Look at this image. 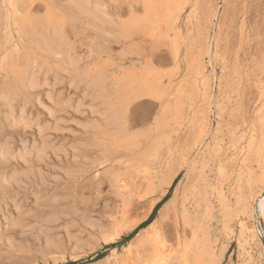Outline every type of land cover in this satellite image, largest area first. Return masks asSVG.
<instances>
[{"label": "rangeland", "instance_id": "rangeland-1", "mask_svg": "<svg viewBox=\"0 0 264 264\" xmlns=\"http://www.w3.org/2000/svg\"><path fill=\"white\" fill-rule=\"evenodd\" d=\"M42 1L44 2L45 0H37V1H35L33 3V6H31L30 9H29V10H31V11H29V14H28V12H24L23 13L22 10H21L20 12L18 11V13H14L15 15H13V11H12L11 7H10V10L8 12H6V11H7L8 7H9V6H7V5H9L8 2L10 3V5H12L14 7L16 5V0H14V1L13 0H4V1L1 0L0 1L1 4L3 2L5 3V5H4V3L2 4L4 6H3L2 10H1V12L3 13L2 15L4 17L3 21L5 22V16H7V15L9 16V19L7 21L9 28L6 29V28L3 27V28H1L2 31L0 32V37H1L0 40L2 42V46L3 47L7 46L8 52L13 51L14 50V42L13 41L15 40V37L14 36L16 35L15 27H14V26H16L15 24L17 22L19 23L20 20H21V18H23L25 16V14H27L28 16H30L32 18L42 17L44 15L45 11H46V8H47L46 6H48L47 10L48 9L51 10V11L54 10V11H56L55 14H61V13H64V12H68V13L70 12L72 14L73 20H72L71 17H69V18L73 22L71 20H69L70 22L67 21V24H68V22L70 24H68V25L66 24L65 31H66V35L69 36L68 37L69 40L71 38H73V36L74 37H77V39H75V41L78 40L77 43L74 41V39L71 40V41H74L76 43V46L78 47L80 53L81 54L83 53L82 54L83 56L85 55L83 57L84 58L83 59V62L84 63H87V60H88V64L90 63L94 67L95 66H98L99 69H102L103 68L102 65H103L104 68L102 69V71L107 67V69L104 72L107 75H109V76L110 75H115V74L116 75H118V74L119 75L124 74L128 70L130 71V68L131 67H132L131 70L132 71L133 70H136V72L138 70L143 71V69H145L143 67H151V66H152L153 69L155 68L162 75H167L169 72H173V74H172V75H174L173 76V79L174 78L175 79L174 80L172 79L173 81H172V83L170 85L171 87L170 86H169L170 88L168 87V91L171 92V93H174L175 90H176V88L179 87V85L180 86H183L184 91H185V97L182 98V101H181V104H180V108H179V110L181 111V113L179 112V115L181 116L183 114L185 116V119H184L183 115L181 117L182 120L181 119H179V120L177 119L176 120L178 122L173 121V120L170 121L168 118L166 119L167 126L169 125L168 126L169 128L171 126H173V127H171L172 130H170V129L168 130L167 126L164 128V130L167 132V134L169 133L168 135L171 138V144L172 145L170 144L169 149H167L168 151L165 150L166 151V152H164L165 154L163 153L164 157H161L160 164H158L155 169L158 168V171H160V172L162 171L163 174H167V173L173 174L174 173V175H173V181H172V185H171V187L172 186L173 187H172V189L169 188L168 193L166 194V199H165V197L163 199H165V201H167L168 199H171L173 197V193H174L175 187H177V191H178L177 192V194H178L177 196L178 197H176L177 204L179 205L178 202L180 201L181 198L183 200L185 198V205L187 206L186 208L189 211V213L193 214L192 211H191V209L193 207L196 208V210H195V208H193L195 210V211L194 210L193 211L194 212H197L198 210L199 211L200 210H203L201 207L200 208L197 207V205L200 202L201 203H204V204H201L200 203L201 205H206V203H207V202H203L201 199H198L199 201H197V202L195 201L196 203L193 200L194 198L192 196L194 194L193 193L194 188L195 187L196 188H198V187L201 188L202 190H204V192H206V194H205L206 201H207V199L209 200V202H208V205L209 206L208 207L211 208V209L213 208V211H214V212H211V220H213V221H210V223H208L209 226L211 225L210 226V231L213 234V236H215V237L218 236V241H219L218 248L221 246V248H219V249H222V248L224 249V252H223V256L224 257L221 258L220 264H244V263L245 264H249V263L250 264H259V262H260V264H264V233H263V224H262L259 216L256 213L254 214L255 216H253V219H248L249 214L248 215H243L242 214V215H239V217L237 218L238 210H237V207H236V205H237L236 202L237 201L235 200V199H237L236 198L237 197L236 194L237 195L239 194L240 195V199H241L242 202H244V204L246 202H247L246 204H248V202L250 204V202H251V204L253 206L254 199L256 198V196L258 195V193L260 192L262 195H264V180H262V178H263L264 175L261 174V173L264 172L263 171L264 170L263 169L264 168V165H263L264 164V155H263L264 151H262V150H264V141H262V140H264V133H263L264 129L262 130V128H260L261 127V124H260V119H259L262 116H264V114L263 115L260 114V113H264V111H263L264 108H262V107H264V104L262 103V101L264 100V96H261L260 95V93H263L262 95H264V87H263L264 86V0H178V4H179V2L181 4H183L184 6H182V7L184 9L181 10L182 13H180L181 15L179 14L178 15V18H177L178 19L177 20L178 29L172 31L173 32V35H174V32H175V35L174 36L172 35V33L170 31V33H168V36H165V38L162 37V38H159L158 40H155L152 37H149L147 35L145 36L142 33H136L133 36V38H135V39L132 38V40L129 41V42H124V41L123 42H120L121 44L118 43V42H116L115 33H114L113 28L116 27V24H118V22L123 21V20L129 18L130 14L135 15V16H141L142 9H141V7H140L139 4L135 3V0H103V1L102 0H99L98 2L97 1L95 2V0H93L94 2L92 0H90L91 4H95L96 3L97 8H98V6L101 7V8H98V13L101 14V16H102V14H106V12L108 13L106 16L103 15L104 17L102 16L101 19L99 18V14H98L97 17L100 19L98 22L96 20H94V22H93V20L91 18L92 16H89L91 19L88 20L89 17H86V14H85V17H84V14H80L79 15L78 12L74 9V6H73L74 4H70L71 2L73 3V0L72 1L71 0H61V1L60 0H49L51 2L52 1H54V2H52V3L50 2V4H48L49 1L44 2L43 3L44 5H45V3L47 4V5H45V7H44V5H42ZM55 1H57V2H55ZM58 1H59V3H58ZM77 1H79V0H75V2H77ZM36 3H38V4H36ZM39 3H40V5H39ZM60 3H62V4H60ZM66 3H67V5H66ZM103 3H105L106 5H104ZM184 3H188V4H184ZM1 4H0V6H2ZM53 4H54V6H53ZM55 4H58V5H56L57 7L55 6ZM49 5L50 6H53V7L51 8ZM59 5H61V6H59ZM101 5H104V6H101ZM5 6H7V8ZM36 6L38 8H36ZM186 6H188V7H186ZM70 7L72 9L70 11H68ZM4 8H6V9H4ZM57 8H59V9H57ZM61 8H63V9H61ZM103 8H105V9H103ZM60 9L62 10L61 13H60V11H61ZM73 9H74V11H75L76 14L74 13ZM100 10H101V12H100ZM38 11H39V13H38ZM52 13H54V12H52ZM39 14H42V15L40 16ZM82 16H83V18H82ZM108 18H109V21H107ZM103 19H106V20H103ZM110 19H112V21H110ZM13 20L16 23L13 22ZM78 20H80V21H78ZM83 20L85 21L86 24L84 23ZM75 21H76L77 24L74 23ZM77 21L78 22H81V23L83 22V25L81 23H78ZM100 21H101V24H102L101 26L102 27H100ZM73 23H74V25H73ZM96 23L99 24V27H98V24H96ZM90 24L92 25L91 27L94 28V30H92V28L90 27ZM95 24L97 25V27H95L96 26ZM75 25H76V27H75ZM84 25H86L87 27H85ZM77 26L78 27H81V28H82V26H84L82 29H84V28L86 29L87 28V31L85 29L84 30H81L79 28V32H80L79 33V32H77L78 31V27ZM74 27L76 29H73ZM88 27H90L91 29H89ZM107 27H113V28L111 29V28H107ZM69 28H71L72 30L69 29ZM95 28L102 29L103 31L102 30L99 31V29H95ZM5 29L9 33L6 32ZM66 29L67 30L69 29L68 32H67ZM110 29L112 30V32H111ZM73 30H74L75 33L73 32ZM96 30L99 31V33L97 32L98 34L95 33ZM100 32H101L102 35L100 34ZM68 33L71 34V35L73 34V36L71 37V35H69ZM109 33L112 35V38H111V35ZM112 33H114V37H113V34ZM78 34H80V36ZM96 34L99 37L98 36L96 37L95 36ZM76 35H78L79 37L76 36ZM211 35H212V37H211ZM10 36L13 37V40L10 39ZM107 36L109 37V39L106 38ZM91 37H92L93 40L90 39ZM167 37H169V38H167ZM88 38L90 40H92V41L91 42L90 41L88 42V40H89ZM103 38L104 39H107V40H105V42H102V41H104ZM169 39H170V41L172 39H174L176 41V43L179 42V44H178L179 45L178 52H179L180 60L178 58L179 62H178V64H176L177 66L176 65H171V64H174V61H173V58H172V48L170 47ZM180 39H181V41H180ZM184 39H185V41H184ZM4 40L5 41L7 40L6 41V44L3 43V42H5ZM112 40H113V42H112ZM97 42H99V43H97ZM79 43H80V45H79ZM100 43H103V44H100ZM115 44H116V46H115ZM117 45H119V46H117ZM207 45L210 46L209 47V51H208L210 54L207 52V48H208ZM97 46H99V47L97 48ZM122 46H123V48H122ZM124 46L125 47L126 46H129L130 48L127 49V48H124ZM11 47H12L13 50L11 49ZM91 47L92 48H95L96 47V48L93 49V51H92L91 50L92 49ZM101 47H103V48H101ZM214 47L216 48V50H214L215 49ZM212 48H213V51H212ZM103 49L105 50V52L107 54L104 53V50ZM126 49H127L128 52H130V51L131 52L130 53H126V51H125ZM123 53H125V54H123ZM205 55H207V56H205ZM209 55H210L211 58L208 57ZM203 56H205V57H203ZM100 57H101L102 60L101 59L99 60ZM199 59H200V61H199ZM204 59H205V61H204ZM98 60H99V62H97ZM101 61H104L105 63H109V64H106L109 67L106 66L105 63L104 62H101ZM109 61L112 63L111 66L113 64H115V63L116 64L119 63L117 65L118 66V70H117V68H115V67H117V66H115L116 64L114 65V67L112 66L110 68V62ZM198 61H199V63H198ZM94 62H95V65H94ZM100 62L101 63H104V64L101 65ZM182 64L184 66H182ZM198 65L202 66L201 69H200V66H198ZM119 66H120V68H119ZM212 66H213V68H212ZM175 67H178L179 68L178 69L179 72L176 75H175L176 69H173ZM114 68L118 71V73H116L117 71ZM110 69H111V71H110ZM202 69H204V70L206 69V70L204 71ZM1 70H0V72H1L0 73V80H1L2 83L0 82V85H2V87L0 86V88L2 89L3 88V84L5 83L6 77H5V72L4 71H1ZM112 70H114V71H112ZM120 70L123 73H121ZM162 70H164V72H162ZM196 71H198V72H196ZM199 71L201 73L203 71V77H202L203 80H202L201 77L198 76V73H200ZM211 72H213L214 74L211 73ZM139 73H141V72L138 71V74ZM185 73H186V75H185ZM187 73H189L190 75L187 74ZM1 75H3L5 78H3V76H1ZM185 76H188V77H185ZM182 77H183V79H182ZM186 79L189 80V82ZM198 79H200V80H198ZM192 80H193V82H191ZM196 81L198 82V84H197ZM202 81H204V82L202 83ZM207 81L208 82L210 81V83L208 84ZM166 83H167V79L164 78V80H163L164 86H165ZM190 83L191 84H194V86L197 85V87L195 86V88L193 89L192 87H194V86H192ZM204 83H205V85H203ZM207 84H208V86H207ZM66 86H68V85H66V84L65 85H62V86H59L56 89V92L58 91L59 93H60V91H63L62 92L63 93L62 94L63 97H61L62 99L60 101V104L63 107L62 109L65 111V112H63V110L61 111V112H63V114H61V112H60L59 114L56 115L57 117L55 116V118H51V117L49 118L48 112L45 115L47 109L50 108V105H48V104H50V103H48L49 101L48 102H45V101L48 100L47 97H45V93H46V96H47L48 93H49V88H47V91H48L47 92L45 87H43L42 89H40V92L38 94L39 95V98H42V99L40 100L38 98V95L36 96L37 99L40 100V102L43 105V107L38 106L36 108V106L33 105L32 108H31V106H29L28 107V110L30 112L29 111L28 112L32 116V126H34L36 124V120H37L36 119V120L33 121V119L35 117L37 118L38 116H41L37 120L38 123L41 124V126H45L47 124L52 129L54 127L55 120H62V119H63V121L65 120L63 122V124H65L63 127H65V128L63 130L68 131L67 133L62 130L63 132L62 131L61 132H57V133L54 132L55 133L54 134L53 131L50 130L51 133H50V131H49V133L46 132L44 134V136L46 134L47 135L48 134H51L54 137L52 138V136L48 135V136L51 137V139H50L46 135L44 138H45L46 141H48V143H50L52 140H54V142H55V139H56L57 142H55V144H54L53 141H52L53 143L51 142L50 144L51 145L53 144L54 146H57V144H58L57 147H60L61 144H62V147H63V145L65 143L64 147L66 146V149H67V146H69V145H71V146H69L70 148L71 147L74 148V146H72L73 144L75 146H77V145L82 144L85 141L87 142V140H83V138L85 139V136L83 134H80V131H74V130H79L80 126H83V124H84V123H82V121L86 123V121H88L90 119V117L87 116V115H85L86 114V112H85L86 109L84 111V109L82 108L83 110L81 109L80 112H76L74 109H72V108L75 107L77 101L82 97L83 92L82 91H78L76 93L74 91L75 92L74 93L73 92V89L67 87L69 90L71 89L69 91L66 88ZM258 87H259V90H258ZM1 89H0V91H1ZM43 89H45L46 92H44ZM194 91H195V93H194ZM58 92H57V94H58ZM72 92L74 93V95H72L73 94ZM42 94H44V95H42ZM69 94L71 96H74V99H72L73 97H70L71 99L70 98L68 99V97L70 96ZM79 94H81V97H80ZM75 95H76V97H75ZM44 97H45L46 100L44 99ZM190 97H192V98H190ZM203 97H204V99H203ZM208 98H210L211 100L210 99H209L210 101L207 100ZM68 100H70L71 102H72V100L75 101V102L73 101L71 103L72 106H73V103H74V106L69 109L70 111L67 108H65V106L71 105V104H68V102L70 103V101H68ZM183 104H184V106H182ZM207 104H208V106H206ZM209 104H210V106H209ZM0 106H1V104H0ZM44 106H46V107L44 108ZM199 107H201V109ZM40 108H44L43 110H45V109L46 110L43 111ZM130 108L131 109H129L128 117H127V123L130 122L129 125H128L129 127L127 126L128 130H129V128H131L130 130L132 131V130H137L138 128L139 129L140 128H143L144 129L145 127H146V129H148V128H151V126L154 125V122H155L154 119H156L157 114L159 112L158 111L159 105L157 104L156 101L150 100V99H142V100H140L138 102L133 103ZM216 108L218 109L219 112L216 111L217 110ZM220 108H222L221 109L222 111H220ZM66 109H67V111H66ZM191 111H192V113H191ZM257 112H258V114H257ZM186 113H187V115H186ZM195 113L197 115H201V114L202 115H206L207 114L209 118L207 119V122H205V123H209V124L206 125L207 127L204 128L208 134H206V136H205L206 138H203L204 139V142H201L200 143L203 147L199 144L200 147L198 146L199 147L198 150L194 152V149L196 148L195 141L198 140V138L196 139V137L198 135L197 132L199 131L198 124L200 125V123H203V121H204V120H200L199 119L197 121V123H198L197 126H195L196 123L190 121L191 120L190 119L191 116L193 114H195ZM4 114H5V109H3V107L1 106L0 107V119H1L2 122H0V125H1L0 126L1 127V129H0V133L1 134L0 135L3 137V139L6 138L9 135L7 137L8 139L6 138L9 141H10V139L15 138L14 139L15 141L14 140H11L10 142L7 141L6 139H5L6 141L3 140L4 143L7 142L8 144L7 143L6 144L7 145H10L11 147H12V145H14L13 146V152H16L17 151L16 154L19 153V151L22 152V150L20 148H22V144H25V143H26V146L29 148V150H27V151H31L30 150V147L32 148V146L30 144L32 143V140L33 139H34L33 140L34 143L37 146L39 145L38 147H40L41 139L37 135L38 132H37V134L35 133L37 131L36 125H35V128H33L32 126L30 128L28 127L29 130L31 129L34 133L31 130H30L31 131L30 132L27 128H26L27 130L25 129L23 131V130L17 128V127H16V129L12 127V130H11L10 129L11 128L10 127V124L8 125V123H5L6 120L5 121L2 120V118H5L4 117L5 116ZM214 115H216V117ZM217 116H220V117L215 120L214 118H217ZM49 119H50V121L53 119L51 121V123H50ZM153 120H154V122H153ZM46 121L47 122L49 121L50 125H49V123H46ZM33 122H35V124ZM256 122L258 124H260L259 125L260 127H258V124ZM4 123H5V125H4ZM77 123H79V124L82 123L81 125L78 124L77 127H79V128L75 127V124L77 125ZM151 124H153V125H151ZM2 126L3 127L6 126L5 129H2ZM8 126L10 128H7ZM209 126H210V128H209ZM35 129H36V131H35ZM69 129H71L72 132L73 131L76 132V133L78 132L77 133L78 135L75 133L77 136L75 134H73L71 136L72 133H71V131ZM173 129L175 130V132H173L174 131ZM178 129L181 132H179ZM261 131H262L263 134L261 133ZM3 132H5L6 135L4 133V136H3ZM7 132H8V134H7ZM21 132L22 133L24 132V133L22 134ZM176 132H177V135H176ZM247 132L250 133V134H252V136H253V138L255 140H254L253 145H252V147H251V149L249 151V154L247 153L245 155H241L240 153L237 152L238 150L236 149V147H237V138H238V141H239V136H242V134H245L246 136L244 138L247 141L248 138H249V136H250V134H248ZM171 133H174V136ZM214 133L217 134V137L216 138L219 139V141L217 142V145H218V149L217 150H218V152L216 153L217 155L215 154L216 156L213 155L211 157H207L206 158L210 163L209 164L207 163V166L205 167L206 170H204V173L202 175L203 176L202 177L203 180L200 179L201 180V182H200V180L199 181L197 180V179H199L198 176H197L198 175V170H197L198 166H197V164L193 165V167L191 165L193 164V162H195L197 160V158L201 154H203L205 151H207L206 150L207 144L209 142H211L210 136H212ZM261 134H262V136H261ZM74 135H75V138L73 137ZM171 135L173 137H171ZM37 136H38L39 139H37ZM79 136H82V137H79ZM2 137H0V140H1L0 142H2V143H0V145L4 144L3 141H2ZM10 137H12V138H10ZM67 137H68V140L66 139ZM246 137H247V139H246ZM26 138H27V140H26ZM44 138H43V140H44ZM62 138H64V139H62ZM80 138H82V139H80ZM77 139H79L78 142L76 141ZM22 140H23V142H21ZM64 140H67V142H69V143L65 142ZM260 140H261V142L259 143ZM12 141H13V143H12ZM30 141H31V143H30ZM39 141H40V143H39ZM63 141H64V143H62ZM80 141H83V142H80ZM14 142H15V144H14ZM50 144H49V146H51ZM245 144L246 143H241L240 145L241 146H245ZM255 144H257L258 146L257 145L255 146ZM240 145H238V146H240ZM54 146H53V148H54L53 150H56L57 148L54 147ZM86 146L89 147L88 144H86ZM241 146H240V148H241ZM64 147H63L64 151H68V149H70V148H68L66 150ZM191 147H193L192 150H191ZM72 148L68 151V153L66 152V154L69 156L67 158V160H68L69 163L66 162L67 164H64L65 163V161H64L65 159H64V155H61L62 153L60 155L58 154V156L56 154H54V153H53L54 155L53 154L52 155L51 154H49V155L47 154L48 157H46V158H48L49 160H47V159L46 160L48 162H46L44 160L45 163L43 161L42 164L41 163L40 164H33L32 165V168H33V166L34 167H37V169L38 168H41L40 171L38 169V171L40 172V176H41L40 180L39 179H35L37 183L35 182V180L33 178L30 179L31 181L28 180L30 182L26 181L27 186H26L25 183H24L25 184L24 185L23 182H22L21 184H23V186H26V187L21 188L22 185H19V187L21 189L19 187H17V189H19V190H17V193L14 192V190L16 191V189H15L16 187L15 186H12L14 188H12L10 186L13 190L12 189H9L10 188L9 187L8 188L9 191H8V189L2 190L4 184H1L0 185V194L3 193L2 195H4V193H5V196H2L1 195L2 197H0L1 202H3L4 204L3 203H0V204H1V207H2V205H5V206H6V204L8 205L7 208L6 207L4 208V206H3L2 207V210H5L6 209L5 211H7L8 214L11 213V215H12V216L10 215L11 218L16 219V215H17L16 213L17 212H14V211H16V209L14 210V202L20 201V202H17L16 204L19 205V203H20V205L21 204H24L25 206H27V207H25V206L21 205L22 206L21 211H23L24 214H28V212H29V215L31 216L30 218H32L33 217L32 214L34 213V210H36L35 211L36 213H34V215L36 217H38L37 218L38 220L40 219V221H38V220L35 221L34 224L32 222H29V221L27 222L26 221L27 224H25L22 227V228H24V231H26V229L28 227L29 228L33 227V228H31L32 231H31V229H28V232L26 231L25 233L22 230V228L18 229L19 227H14V228L10 227L9 226L10 224L7 225V222L6 221H4V223L7 225V227H5L6 225L2 222L3 220L0 219V222H1L0 223V231L2 230L1 227H4V229L6 228L5 230L3 229V231H1V233H0L2 235V239L0 237V239L2 241V242L0 241V243H2V244H0V252L3 251L1 253H3V255L6 257V259H2V258H4V256L0 253V264H98V263L100 264L101 263V260L103 261L105 258H107L111 254V250L112 249L115 250L116 252H120L121 249L130 240H132L133 237L137 234V233L136 234H133L134 232H132V233H130V234L122 237L115 244H111V245H108V246H102L101 245L100 246L101 248L98 247L97 249H94L92 252H88V254L86 256L82 255V256H80L81 258L78 257V259L76 261L71 260L69 258L70 257V253L73 250L71 248L72 247L74 248V246H73V244H74V241L73 240L74 239L72 240V238H74L75 236H80L79 235V232H81V231H83V233H85L84 236H82L83 235V234H81L82 232L80 233L81 234L80 237L81 238L83 237L82 238V241H84L85 239L87 240L88 237H89V235H90V230L87 229V228H86V230H84V229L82 230L83 227L81 228L80 223H78V224L76 223L77 224L76 227L79 228V229H77L75 226H73V225H76L75 223H70L69 222L72 219V218H70V214L73 215V216H75L76 213H77V215H79V217L76 215L74 218L78 217L77 219H79V220L81 218V215H83L82 218H83V220L85 219V221H87L86 218L89 217L88 219H90V220H88V221H90V222H92V220H93V223H95L97 221L96 224L97 223L98 224L99 223L100 224L101 223L103 224L104 222H105L104 224H106V221L108 220V217H107L108 214L109 213L111 214L114 211L115 207L118 205L117 204L118 203V199H117L116 194L114 193V189H113V191H112V189L109 190V188L112 187V184L110 182L111 178H109V173L107 175V172L112 167H114V168L115 167H120V168L123 167V165H121V166H118V165H120V163L125 160V159H121L122 157H120V158L118 157V158H115L116 160L114 159L115 161L114 160L111 161V163L110 162L103 163L106 166L103 165V164L100 165L98 163H96V165L94 163V165L91 166L90 165V162H89L88 168L90 170L87 171V169H88L87 168L86 171H84V173H82V175L81 174L80 175H77L76 177H74L75 179L74 178L71 179V182H70V179H66L65 177H63L61 175H63L64 174V171H66L67 169H69L71 167L70 166V162L72 160V156H70V155L73 154ZM85 148L86 147H84V149ZM84 149L82 147V149L80 151V148H78L77 149L78 150L77 152L79 154L84 153V155L86 153V155L91 156V157H93V156L96 155V152L97 151H91V149L95 150L94 148H91V149L89 148L90 150L88 148H86L88 152L86 150H84ZM170 149H173V150H170ZM83 150H84V152H82ZM75 152H76V150H75ZM92 152L95 153L93 156H92V154H93ZM168 152L170 154H168ZM47 153H52V152H50V151L48 152L47 151ZM190 153L193 154V155H191ZM194 153L196 155H194ZM257 154L260 155L259 160L256 159L257 156H258ZM0 156H1V159H0V161H1L0 162V171L3 168L2 171L0 172L2 174V175L0 174V176H1L0 177V183L2 182V177L4 175L7 176V174L9 175L10 172L16 171L17 174L18 173L20 174V172L24 171L26 169V167H27V170H29V168H28L27 165H25L23 163H22L23 164L22 165L21 163L18 162V159L19 158L16 157V155L15 156L14 155L13 156L10 155L11 157H9V155H7L8 158H10V160L7 157H5V155H4V157H3V155H0ZM50 156H53V157H50ZM55 156H57V158L60 156V158L62 159L61 160L59 158V160L61 161V162H59V164L56 163V159H54ZM15 157L17 158V160L15 159ZM33 157L34 156H33V153H32V158ZM70 158H71V160H70ZM191 158H193V159H191ZM2 159L4 161L8 159L9 161L7 160L5 162H10V164L6 163L8 165L5 166V162ZM33 159L35 161V158H33ZM33 159H32V161H33ZM11 160H14V161H11ZM118 160H120V161H118ZM49 161H51V162H49ZM191 161H192V163H191ZM57 162H58V159H57ZM60 163H62V164H60ZM112 163H113V165H111ZM183 163H184L185 166L183 165ZM186 163H187V165H186ZM15 164H17L20 169ZM44 164L45 165L47 164V166L50 165L49 167H51V169L50 170L49 169L48 170L45 169V165ZM68 164H69V166H67ZM54 165L57 166V169H56L57 171L56 172L54 171V169L56 167ZM58 165L59 166L61 165L60 169L58 168L59 167ZM63 165L65 166V168H64ZM211 165L213 166L212 168H211ZM259 165H262V166H259ZM8 166H9L10 169L8 168ZM13 166H14V168H13ZM24 166H26V167H24ZM66 166L69 167V168H66ZM107 166L108 167H111V168L109 169ZM162 166H163V168H162ZM62 167H63V170H62L63 172L61 174V173L58 172V170L60 171L62 169ZM90 167L91 168H94L95 170H92ZM260 167H263V168H260ZM180 168H182V169H180ZM219 168L223 171V176L222 177L219 175V172H218ZM34 169H35V171H37L36 168H34ZM106 169H107V171H105ZM164 169H166V170H164ZM209 169H211V170H209ZM19 170H21V171H19ZM27 170H25L24 172L27 173L28 172ZM41 170H43V171H41ZM50 171H52V172H50ZM97 171H99V172L101 171V173L98 172L99 174H96ZM42 172H45V174L48 173L46 175L43 173L45 177L48 175L47 176L48 177V180H49L50 176L54 173L55 175L53 174V176H55V177H52V178H57L59 176L57 178L59 181L57 179H55L54 181H56L57 183L56 182H53V180H50L49 182L47 181L48 182L47 183L45 181L47 179H43L45 177L43 176ZM87 172H90L89 173L90 175L88 174V177H87V174L85 175V173H87ZM3 173H4V175H3ZM102 174H105V175H102ZM21 175H23V174H21ZM82 176H83V178H82ZM92 176H94V177H92ZM60 177L62 178L61 180L59 179ZM89 178H90V180H88ZM95 178H97V180ZM98 179L99 180L102 179V181H99ZM32 180L35 182V186L39 185L41 189L44 186L45 192H44V190H39V189L37 190L36 189L35 192H33L35 195H33L31 193V191H34L33 190V188H34V185L33 184L34 183L32 184V182H33ZM38 180H39V182L41 184L38 183ZM75 181H76V183H75ZM203 181H205V183ZM259 181H261V182H259ZM42 182H44L43 183V186H42ZM73 182H74V184H73ZM92 182H93V184H92ZM198 182L201 183L203 186L200 187V185H199ZM208 182H209V184H208ZM28 183H30V184L28 185ZM64 183H65L66 187L63 186ZM206 183H207V185H206ZM31 184H32V186H30ZM72 184L76 188H74L73 186H71ZM108 184H111V186L108 185ZM204 184L206 185V187H205ZM213 184H215V185H213ZM39 186H37V187H39ZM56 186H57V188H55ZM69 186H70V188H69ZM192 186H194V188ZM216 186H217V188H216ZM29 188H30L31 191L29 190ZM46 188H47V190H46ZM95 188H97L98 190L95 189ZM112 188H114V187H112ZM54 189H55V191L57 190L58 193L55 192ZM62 189H64V191ZM69 189H72V191H70L71 193L70 192L69 193L67 192V190L69 191ZM218 189H221L222 190V193H223L226 201L229 203V206H230L229 210H230V218L231 219H230L228 225L230 227V230L233 233H232V235L230 236V239L227 242L223 238L224 237L223 222L225 221V219L221 215V209H220L221 208V205H220V203L218 201V192H217ZM5 190L7 191V194H8L9 197L7 196ZM20 190H22V191H20ZM28 190L30 191V193L28 192ZM12 191H13V193H11ZM19 191L22 194L24 193V197H22L23 195L20 196ZM26 191H27L28 194L26 193ZM39 191L42 192L44 195L42 193H40ZM189 191H190V194H189ZM209 192H212L213 194L212 193H209ZM54 193H57V195L59 193H61L62 195L59 194L58 196H61L62 199L64 198V199H69V200H67V201L65 200V202L63 201V203H65V204H63V203L60 204L59 202H61V200L58 199ZM64 193H65V195H64L65 197H69L70 196L69 194H71V196L69 198H65L63 196ZM11 194L13 196H15V197L18 196V198L16 197V199H15V197L11 196ZM26 194H27V196H26ZM208 194L209 195L211 194V195L209 196ZM28 195L30 196L29 199H28ZM50 195H51V197L52 196L53 197H56V199H54L53 197L50 199L49 198ZM190 195H191V197H189ZM41 196L42 197L45 196L44 197L45 199L42 198ZM36 197H37V199L40 198V197L41 198L37 200ZM73 197H75V198L73 199ZM186 197H189L188 198L189 201H188V199ZM2 198H4L3 199L4 201L2 200ZM35 199L37 200V202L39 200H40V202L42 201L43 204L40 203V202H39V204L38 203H35ZM47 199H48V201L49 200L51 201V200L54 199V202L55 203L59 201L57 205L60 206V207L57 208L56 207L57 205L55 203H53V201H52L51 202V206L55 205V207L57 209L56 208H51V206H49L50 205L49 204L50 201L47 202L46 201ZM14 200H16V201H14ZM8 201L11 203V206H10V204H9ZM23 201H25V202H23ZM68 201L69 202L71 201L70 204L69 203L68 204L66 203ZM26 202H28V203H26ZM44 202H45V204H44ZM12 203H13V210L14 211L11 208L12 207ZM74 203H75V205L72 206L71 204H74ZM162 203L163 202H161L159 208L161 207ZM47 204H49V205H47ZM64 205L67 206V207L68 206L70 207V205H71L70 208L71 209H74V210H71L69 207H68L69 209L66 207L65 210H64V207H65ZM193 205H196V206H193ZM39 206H41V207L39 208ZM28 207H29V210H27ZM34 207L35 208L37 207V208L35 209ZM42 207L43 208L45 207L46 210H44L45 208L44 209H41ZM188 207H190V208H188ZM24 208H26V210H23ZM31 208H33V210ZM47 208H50V209L48 210ZM61 208L65 211L62 214L64 215L66 213L67 215H69V217L65 214L64 215V218H63L62 217L63 215L60 216L58 214L60 210L63 211ZM177 208H179V207H177ZM8 209H10V210H8ZM40 210H43V212L45 211L44 213H47V214L45 215L43 212H40ZM52 210L55 212V216L56 217L54 216ZM254 210H255V208H254ZM31 211H33V212L31 213ZM157 211L158 210L153 211L154 218L156 217L155 214L157 215ZM177 211H179V209ZM25 212H27V213H25ZM37 212L40 213V214L43 213L42 214L43 217L42 216L40 217V215ZM168 213L169 214H168V217L166 219V222H164V228H165V231H166L167 236L170 239V241L172 243H175L176 236H177L178 233H179V235H182L186 239H188L189 238V235H190V230L188 229V227H186V226H184L182 224H181L182 226H180V222L179 221L176 222L174 220V212L173 211H169ZM49 214H51V215L49 216ZM44 215H45V217H44ZM57 216L58 217L60 216V217L58 218ZM41 218H42V220H41ZM47 218L49 220L54 218V221L56 220V222L58 224L56 222H54V221H52V222H54L55 225L53 223L50 224L51 222L48 224L47 223L48 222V219ZM58 219L59 220L62 219V220L57 221ZM64 219H65V222H64ZM68 219H69V221H68ZM222 220H223V222H222ZM238 220H241L245 224H247L249 226L250 230H251V227H254V228H256L259 231V242H257V241H250V245H248L246 247L247 248V252H249L252 257L247 256L244 252H242V250L237 245V237H238L237 235L239 233L238 223H237ZM41 221L44 224V227H46L45 224L47 225L46 229H43V226H42L43 224H41ZM146 222L147 221H145L144 223H146ZM144 223H142L140 226H142ZM37 224L39 226H37ZM62 224H63V227H62ZM35 225H36V227H35ZM25 226L26 227L28 226V227L25 229ZM59 226H61V227H59ZM40 227H41V229L43 231L44 230L47 231V230H49V228H51V230H53L54 232H56L57 230H59L56 233H54L51 230H49V233H50L49 236H51L50 238L53 237V239H56V240L59 239V237L63 239V240L62 239H59V240H62V241L65 240V242L59 241V243H61V246H63V250L64 251H63L62 255L65 254L64 256H65V258H67L66 261H64V262H60V261L55 262V258H57L60 253L59 254H56L52 250L47 249L46 245H44L45 244L44 243L45 242V240H44L45 239V237H44L45 236V234H44L45 231L42 232V230L40 229ZM57 227L59 229H56ZM74 227L77 230H75ZM7 228H10V229H7ZM11 228H12V230L15 229V228L16 229L12 231ZM37 228L39 230H37ZM69 228H71V229H69ZM213 230H214V232H213ZM5 231L6 232L8 231L7 234L5 233L6 235L4 234ZM33 231H38V233L37 232L33 233ZM76 231H77V234L75 233ZM84 231H86V232H84ZM188 231H189V233H188ZM215 231H217V232H215ZM220 231H221V233H220ZM51 232L54 233V234L52 235ZM69 232L70 233L72 232V233L70 234ZM186 232L188 233V235H187ZM33 234H35V236H33ZM37 234H39V235H37ZM57 234H59L60 236L57 235ZM73 234H74V236H73ZM217 234H219V235H217ZM247 234L249 235V232H247ZM68 235H71V239L70 240L68 239L70 237V236L68 237ZM7 236H8V238H7ZM10 236L12 237V239H11ZM30 236H32V237H30ZM36 236H38V237L40 236V237L37 238ZM56 236H59V237L57 238ZM232 236H233V239H232ZM4 237H5V239H3ZM64 237H67V238H64ZM8 239L13 240V241H11L12 243L14 241L16 242V243L14 242V244L15 245H18L17 248H16L17 250L16 249L13 250V251L6 250V248H5L6 247V244H4V242L6 240L8 241ZM36 240L38 242L39 241H41V242L38 244V242ZM66 241L69 242L70 244L68 245V243ZM229 241H231V242H229ZM5 243H7V242H5ZM19 243H20V246L22 245V248L25 249V250H22V249L18 250L19 247H20L19 246ZM62 243H64V244H62ZM2 245H5V246L3 247ZM23 245L24 246L27 245L29 247L30 251H29V249H28L27 246H25V248H24ZM39 245L42 247V250H40V246ZM36 246H39V247H36ZM225 247H226V249H225ZM99 248H100V250H98ZM5 251H6V253H5ZM7 251H9V252L7 253ZM14 251L15 252H18V253H16L17 255L15 254ZM19 251H20V254H19ZM26 251H28V252H26ZM67 251L69 253L66 254ZM21 252H22V254H21ZM9 253H10V256L7 255ZM24 253H25V255H24ZM40 254H42L43 256L40 255ZM55 255H57V256H55ZM11 257H13V258H11ZM40 258H41V260H40Z\"/></svg>", "mask_w": 264, "mask_h": 264}, {"label": "bare ground", "instance_id": "bare-ground-1", "mask_svg": "<svg viewBox=\"0 0 264 264\" xmlns=\"http://www.w3.org/2000/svg\"><path fill=\"white\" fill-rule=\"evenodd\" d=\"M1 1V0H0ZM4 1V0H3ZM14 1V0H13ZM37 1V0H16V5L13 7L12 5H10V3L8 2L9 6L7 11L8 12L10 10V7L13 11V15H15L14 13H18V11L20 12L22 10V12H28L29 14V10L31 6H33V3ZM46 1H49V0H45L44 2ZM61 1V0H60ZM72 1V0H71ZM93 1V0H92ZM98 2L99 0H95V2ZM103 1V0H102ZM42 1V5H44V3ZM51 1H49L48 4H50ZM54 2V1H52ZM51 2V3H52ZM57 2V1H55ZM68 2V1H67ZM94 2V1H93ZM190 2V1H189ZM4 3V2H3ZM2 3V4H3ZM15 3V2H14ZM59 3V1H58ZM69 3V2H68ZM106 3V2H105ZM105 3H103L104 5H106ZM135 3L139 4L141 9H142V14L141 16H135V15H132L130 14L129 18L123 20V21H120L118 22V24H116V27H107V28H113L114 30V33H115V38H116V42L120 43V42H129L132 40L133 36L136 34V33H142L144 34L145 36H149V37H152L153 39L155 40H158L159 38H162L165 36H168V33H172L173 35V30H177L178 29V25H177V18H178V15L181 12L182 9H184L182 6H184L183 4H181L179 2L178 4V0H135ZM1 4V3H0ZM1 4V5H2ZM38 4V3H36ZM62 4V3H60ZM70 4H74V9L78 12V14H84V17H85V14H86V17H89V16H92V20L94 22V20H96L97 22L102 18L103 15H107L108 13L106 12V14H99L98 13V8H101L98 6H96V3L95 4H91L90 0H79L77 2H75V0H73V3L71 2ZM136 4V5H137ZM184 4H188V3H184ZM5 5V3H4ZM0 6V32L2 31L1 28H6L8 29V19H9V16H5V22L3 21L4 17H3V13L1 12L3 6ZM14 5V4H13ZM40 5V3H39ZM45 5H47L45 3ZM44 5V7H45ZM58 5V4H55V6ZM67 5V3H66ZM104 5H101V6H104ZM7 6H5L7 8ZM50 6V5H49ZM54 6V4H53ZM53 6H50L51 8ZM61 6V5H59ZM64 6V5H63ZM190 6V5H189ZM48 8V6H46ZM57 7V6H56ZM68 7V6H67ZM188 7V6H186ZM4 8V9H6ZM36 8H38L36 6ZM35 8V9H36ZM46 8V11L44 13V15L42 17H39V18H32L30 16H28L27 14H25V16L23 18H21L20 22L17 24L14 20L13 22H15L16 26L15 27V32H16V35L14 36L15 37V40L13 41L14 42V50L11 51V52H8V49H7V46L3 47L2 46V42L0 40V70L1 71H4L5 72V77H6V80H5V85L3 84V88L1 89L0 91V104L1 106L3 107V109H5V118H2L3 121L6 120L5 123H8V125L10 124V127L8 126L7 128H10L12 130V127L16 129L19 128L21 130H25L26 128L29 130V128L32 126V116L30 115V111L28 110V107L34 105L36 106V108L38 106H41L43 107V105L41 104L40 100L42 98H39V92H40V89H42L43 87L46 88V91H47V88H49V93L48 95L46 96V93H45V97H47V101L45 102H48L50 104V108L47 109L45 115L47 114L48 112V115H49V118H55V116L57 114H59L63 109V107L61 106L60 104V101H61V97L62 96V92L63 91H60V93L56 92V89L59 87V86H62V85H68L66 86L73 89V92L75 91L76 93L78 91H82L83 94H82V97H81V94L80 95V99L77 101L76 105L74 109L76 112H80V110L83 108L84 111L86 109V114L87 116L90 117V119L88 121L83 122V126H78L79 123H77V125L75 124V127L79 128V130H74V131H80V134H83L85 136V139L83 138V140H87V142H83V141H80V142H83L82 144L80 145H77L75 146L74 144L72 146H74V148H72V151H73V154H71L70 156H72V160L70 162V168L67 167L69 166V164L66 166V168H69L67 169L66 171H64V174L61 175L63 177H65L66 179H70V182H71V179H73L74 177H76L77 175H82V173H84V171H86V169L88 168L89 166V162H90V165H96V163L98 164H103V163H106V162H110L113 161L115 158H120L122 157L121 159H125L124 161H122L120 163V165L118 166H121L123 165V167H108L109 171L107 172V175L109 173V178H111L110 182L112 184V187L114 188H109V190L114 189V193L116 194L117 196V199H118V205L115 207L114 211L109 215L108 214V220L106 221V224H96L93 223V220L92 222L88 221L90 219H88L89 217L86 218L87 221H85V219L83 220L82 216L81 215V218L80 220L77 219L79 217V215H76L78 217L74 218L75 216L71 215L70 214V218L71 221H68L70 223H80L81 225V228L82 230H86L89 229L90 230V235L88 237V239L84 242L82 241V238L80 237L81 234H83L82 236L85 235V233H83V231L79 232V235L80 236H75L74 238H72V240L74 241V248L72 247L71 249H73L70 253V259L71 260H74L76 261L78 259V257L84 255L86 256L88 254V252H92L94 249H97L98 247H100L101 245L102 246H108V245H111V244H115L116 242H118L122 237L134 232L142 223H144L145 221H147L149 219V217L151 216V214L153 213V211L155 210L156 206L158 204H160L162 202V200H164L163 198L165 197L166 198V194L168 193V190L169 188H171V185H172V181H173V174L171 173H167V174H163V172L161 173L160 171H158V168H156V166L158 164H160V159L161 157H164L163 153L166 152L165 150L169 149V146L171 144V138L170 136L167 134V132L164 130V128L167 126L166 124V119L168 118L170 121L173 120V121H176L177 119H181L182 115L180 116L179 115V112L181 113V111L179 110L180 108V104H181V101H182V98L185 97V91H184V88L183 86H180L178 88H176L175 92L174 93H171L168 91V87L171 85L172 81L175 79H173V72H169L167 75H162L160 74V72H158L155 68L153 69L152 66L151 67H143L145 69H143V71L141 70H138L140 71L141 73L138 74V71L136 72V70H131L130 68V71L128 70L127 72H125L124 74H121V75H107L104 71L107 69V67L102 71V69L104 68V66L102 64H104L105 60L104 61H101V62H104V63H101L102 65V69H99L98 66H92L90 63L88 64V60H87V63H84L83 62V56L78 47L76 46V43L77 41H75V39H77V37H74L73 34H69L71 35V37L73 36V38H71L69 40V36L66 35V31H65V27H66V24H67V21L71 20L69 17L72 18V14L69 12H64V13H61L63 8H61L59 11L61 14H55L56 11H51V10H47ZM50 8V9H51ZM45 9V8H44ZM55 9V8H54ZM59 9V8H57ZM65 9V8H64ZM72 8L70 7L68 11H70ZM73 9V11H74ZM105 9V8H103ZM107 10V9H106ZM186 10V9H185ZM35 11V10H34ZM64 11V10H63ZM5 12V11H4ZM21 12V13H22ZM54 12V13H52ZM101 12V10H100ZM103 12V11H102ZM39 13V11H38ZM73 13V12H72ZM75 13V11H74ZM76 14V13H75ZM99 14V18L97 17ZM140 14V13H139ZM21 15V14H20ZM40 16L42 14H39ZM78 15V16H79ZM88 15V16H87ZM181 15V14H180ZM101 16V17H100ZM184 16V15H183ZM14 17V16H13ZM16 17V16H15ZM20 17V16H19ZM74 17V16H73ZM81 17V16H80ZM104 17V16H103ZM108 17V16H107ZM83 18V16H82ZM90 17L88 18L91 19ZM112 18V17H111ZM183 18V17H182ZM181 18V19H182ZM187 18V17H186ZM107 19V18H106ZM106 19H103V20H106ZM16 20V19H15ZM73 20V18H72ZM71 20V21H72ZM75 20V19H74ZM183 20V19H182ZM80 21V20H78ZM77 21V22H78ZM84 21V20H83ZM91 21V20H90ZM109 21V18L108 20ZM110 21H112V19H110ZM70 22V21H69ZM68 22V24H70ZM73 22V21H72ZM89 22V21H88ZM75 24L76 21L74 22ZM73 23V25H74ZM78 23H81V22H78ZM85 23V21H84ZM111 23V22H110ZM212 23V22H211ZM13 24V23H12ZM67 24V25H68ZM83 25V22L81 23ZM86 24V23H85ZM98 24V23H96ZM95 24V25H96ZM181 24V23H180ZM79 25V24H78ZM101 21H100V27L101 26ZM81 26V25H80ZM85 27H87L86 25H84ZM82 26V28L84 27ZM92 25L90 24V27ZM162 26V27H161ZM68 27V26H67ZM76 27V25H75ZM73 28V29H76V28ZM78 27V26H77ZM90 27H88L89 29H91ZM97 27V25L95 26ZM98 27H99V24H98ZM13 28V27H12ZM72 28V27H71ZM69 28V29H71ZM79 28L81 30H84L82 29L81 27H78V31L79 32ZM5 29V30H6ZM68 29V30H69ZM95 29H99V28H95ZM110 29V30H111ZM210 29V28H209ZM67 30V29H66ZM67 30V32H68ZM72 30V29H71ZM87 31V28L85 29ZM92 30H94V28H92ZM102 29H99V31H101ZM11 31V30H10ZM98 30H96L95 33H99ZM103 31V30H102ZM109 31V30H108ZM6 32H8L6 30ZM12 32V31H11ZM70 32V31H69ZM74 32V30H73ZM91 32V31H90ZM112 32V30H111ZM9 33V32H8ZM75 33V32H74ZM80 33V32H79ZM97 33V34H98ZM103 33V32H102ZM114 33L113 34V37H114ZM181 33V32H180ZM92 34V33H91ZM95 35L96 37L98 35ZM101 34V32H100ZM110 34V33H109ZM7 35V34H6ZM13 35V34H12ZM75 35V34H74ZM80 36V34H78ZM76 35V36H78ZM93 35V34H92ZM102 35V34H101ZM111 35V34H110ZM109 35V36H110ZM174 35H175V32H174ZM173 35V36H174ZM178 35V34H177ZM208 35V34H207ZM78 36V37H79ZM94 36V37H95ZM209 36V35H208ZM95 37V38H96ZM99 37V36H98ZM101 37V36H100ZM105 37V36H104ZM139 37V36H138ZM171 37V36H170ZM184 37V36H183ZM212 37V35H211ZM1 38V37H0ZM3 38V37H2ZM102 38V37H101ZM106 38L109 39V37L107 36ZM111 38H112V35H111ZM114 38V39H115ZM169 38V37H167ZM176 38V37H175ZM185 38V37H184ZM189 38V37H188ZM210 38V37H209ZM10 39L13 40V37L10 36ZM74 41H71L73 40ZM79 39V38H78ZM89 39V38H88ZM92 39V37L90 38ZM88 40V42L92 41V40ZM99 39V38H98ZM97 39V40H98ZM104 39V38H103ZM135 39V38H133ZM178 39V38H177ZM183 39V38H182ZM214 39V38H213ZM105 40L107 39H104V41L102 42H105ZM188 40V39H187ZM207 40V39H206ZM5 41V40H4ZM7 41V40H6ZM6 41L3 42L6 44ZM11 41V40H10ZM16 41V42H15ZM99 41V40H98ZM181 41V39H180ZM185 41V39H184ZM209 41V40H208ZM212 41V40H211ZM108 42V41H107ZM113 42V40H112ZM149 42V41H148ZM164 42V41H163ZM169 42H170V47L172 48V58H173V61H174V64H171V65H176L178 64L179 60H180V57H179V42L176 43V41L174 39H172L170 41L169 39ZM16 43V44H15ZM94 43V42H93ZM99 43V42H97ZM96 43V44H97ZM111 43V42H110ZM117 43V44H118ZM166 43V42H165ZM8 44V43H7ZM12 44V43H11ZM100 44H103V43H100ZM114 44V43H113ZM121 44V43H120ZM119 44V45H120ZM124 44V43H123ZM169 44V43H168ZM208 44V43H207ZM211 44V43H210ZM80 45V43H79ZM87 45V44H86ZM99 45V44H98ZM105 45V44H104ZM117 45V46H119ZM155 45V44H154ZM96 46V45H95ZM100 46V45H99ZM97 46V48L99 47ZM116 46V44H115ZM131 46V45H130ZM214 46V45H213ZM212 46V47H213ZM207 52L209 51V47L207 45ZM90 48V47H89ZM92 48V47H91ZM96 48V47H95ZM95 48H92L91 50L93 51V49ZM103 48V47H101ZM106 48V47H105ZM123 48V46H122ZM124 48H127L129 49L130 47L129 46H124ZM215 48V47H214ZM127 49L125 50L126 53H130L127 51ZM90 50V49H89ZM97 50V49H96ZM95 50V51H96ZM99 50V49H98ZM104 50V49H103ZM216 50V48L214 49ZM87 51V50H86ZM101 51V50H100ZM212 51H213V48H212ZM97 52V51H96ZM122 52V51H121ZM183 52V51H182ZM104 53L105 50H104ZM209 53V52H208ZM85 54V53H84ZM95 54V53H94ZM107 54V53H106ZM121 54V53H120ZM125 54V53H123ZM183 54V53H182ZM210 54V53H209ZM122 55V54H121ZM129 55V54H128ZM208 55V54H207ZM205 55V56H207ZM214 55V54H213ZM91 56V55H90ZM94 56V55H93ZM96 56V55H95ZM99 56V55H98ZM107 56V55H106ZM202 56V55H201ZM203 56V57H205ZM200 57V56H199ZM210 57V55L208 56ZM213 57V56H212ZM89 58V57H88ZM87 58V59H88ZM179 58V60H178ZM211 58V57H210ZM101 59V57L99 58V60ZM110 59V58H109ZM193 59V58H192ZM203 59V58H202ZM209 59V58H208ZM99 60L97 62H99ZM102 60V59H101ZM213 60V59H212ZM111 61V60H110ZM109 61V62H110ZM200 61V59H199ZM198 61V63H199ZM205 61V59H204ZM211 61V60H210ZM92 62V61H91ZM112 62V61H111ZM110 62V68L116 64H113L111 66V63ZM173 63V62H172ZM201 63V62H200ZM106 64H109V63H105ZM119 64V63H118ZM118 64H116L115 66H117ZM181 64V63H180ZM179 64V65H180ZM211 64V63H210ZM209 64V65H210ZM94 65H95V62H94ZM100 65V66H101ZM122 65V64H121ZM202 65V64H201ZM205 65V64H204ZM108 66V65H106ZM177 66V65H176ZM182 66H184L182 64ZM200 66V65H198ZM109 67V66H108ZM122 67V66H121ZM124 67V66H123ZM173 67V66H172ZM202 66H200V69H201ZM117 68L118 70V66L115 67ZM114 68V69H115ZM120 68V66H119ZM211 68V67H210ZM213 68V66H212ZM128 69V68H127ZM134 69V68H133ZM172 69V68H171ZM173 69H176L175 71V75L178 74V67H175ZM215 69V68H214ZM116 70V69H115ZM116 70V71H117ZM198 70V69H197ZM204 70V69H202ZM206 70V69H205ZM204 70V71H205ZM108 71V70H107ZM111 71V69H110ZM114 71V70H112ZM121 71V70H120ZM119 71V72H120ZM137 73H135V72ZM174 71V70H173ZM181 71V70H180ZM184 71V70H183ZM201 71V70H200ZM199 71V72H200ZM162 72H164V70H162ZM167 72V71H166ZM198 72V71H196ZM1 73V72H0ZM110 73V72H109ZM118 73V71L116 72ZM121 73H123L121 71ZM213 73V72H211ZM189 74V73H187ZM214 74V73H213ZM216 74V73H215ZM4 75V74H3ZM1 75V76H3ZM186 75V73H185ZM190 75V74H189ZM205 75V74H204ZM181 76V75H180ZM192 76V75H191ZM198 76L199 77H203V71L202 73H198ZM3 76V78H5ZM185 77H188V76H185ZM193 77V76H192ZM164 78L167 79V83L163 84V80ZM178 78V77H177ZM176 78V79H177ZM173 79V80H172ZM183 79V77H182ZM181 79V80H182ZM206 79V78H205ZM187 80V79H186ZM200 80V79H198ZM203 80V78H202ZM209 80V79H208ZM218 80V79H217ZM189 82V80H187ZM1 82V80H0ZM193 82V80L191 81ZM195 82V81H194ZM197 82V81H196ZM204 81H202L203 83ZM208 82V81H207ZM260 82V81H259ZM2 83V82H1ZM201 83V84H202ZM210 83V81L208 82V84ZM191 84V83H190ZM198 84V82H197ZM207 84V86H208ZM261 84V83H260ZM185 85V84H184ZM192 86H194V84H191ZM205 85V83L203 84ZM259 85V84H258ZM2 87V85H0ZM188 86V85H187ZM197 87V85H195ZM192 87L193 89L195 88ZM65 87V86H64ZM171 87V86H170ZM169 87V88H170ZM185 87V86H184ZM199 87V86H198ZM201 87V86H200ZM203 87V86H202ZM206 87V86H205ZM264 87V86H263ZM61 88V87H60ZM59 88V89H60ZM68 89V88H67ZM66 89V90H67ZM70 89V90H71ZM197 89V88H196ZM204 89V88H203ZM44 92L45 89H43ZM65 90V89H64ZM69 90V89H68ZM69 90V91H70ZM205 90V89H204ZM258 90H259V87H258ZM200 91V90H199ZM48 92V91H47ZM72 92V93H73ZM74 92V93H75ZM188 92V91H187ZM71 93V94H72ZM74 93L72 95H74ZM195 93V91H194ZM193 93V94H194ZM198 93V92H197ZM263 93H260L261 96H264L262 95ZM38 95V98L40 99H37V96ZM44 95V94H42ZM65 95V94H64ZM70 95V94H69ZM44 97V99H45ZM70 97H73L72 99H74V96H69L68 99ZM76 97V95H75ZM172 98V99H171ZM192 98V97H190ZM263 98V97H262ZM71 99V98H70ZM142 99H150V100H154L157 102V104L159 105V108H158V114H157V117L154 122V125L151 126V128H148L146 129V127L143 129V128H138L137 130H130L131 128H127V126L129 125V123H127V117H128V112H129V109H131L130 107L132 106L133 103L135 102H138ZM204 99V97H203ZM210 98H208L207 100H209ZM261 99V98H260ZM46 100V99H45ZM191 100V99H190ZM193 100V99H192ZM211 100V99H210ZM209 100V101H210ZM70 101V100H68ZM67 101V102H68ZM74 100H72L73 102ZM86 101V102H85ZM64 102V101H63ZM70 101V103L68 102V104H71L72 103ZM75 102V101H74ZM213 102V101H212ZM194 103V102H193ZM262 103L264 104V100L262 101ZM261 103V104H262ZM67 104V103H66ZM65 104V105H66ZM47 105V106H48ZM64 105V106H65ZM85 105V106H84ZM205 105V104H204ZM0 106V107H1ZM69 106V107H68ZM73 106H74V103H73ZM72 104L71 105H67L65 106V108H67L68 110L73 107ZM184 106V104L182 105ZM202 106V105H201ZM208 106V104L206 105ZM210 106V104H209ZM215 106V105H214ZM220 106V105H219ZM46 106H44L45 108ZM197 107V106H196ZM34 108V107H33ZM35 108V109H36ZM44 108H40V109H44ZM185 108V107H184ZM194 108V107H193ZM201 109V107H199ZM219 108V107H218ZM264 108V107H262ZM261 108V109H262ZM66 109V111H67ZM82 109V110H83ZM217 109V108H216ZM222 108H220V111ZM260 109V110H261ZM46 110V109H45ZM43 110V111H45ZM183 110V109H182ZM208 110V109H207ZM263 110V109H262ZM261 110V111H262ZM29 111V112H28ZM33 111V110H32ZM35 111V110H34ZM70 111V110H69ZM212 111V110H211ZM217 112L218 109L216 110ZM264 111V110H263ZM63 112H65L63 110ZM63 112H61V114H63ZM74 112V111H73ZM210 112V111H209ZM37 113V112H36ZM188 113V112H187ZM186 113V115H187ZM192 113V111H191ZM216 113V112H215ZM60 114V115H61ZM190 114V113H189ZM258 114V112H257ZM260 114H264V113H260ZM3 115V114H2ZM1 115V116H2ZM36 115V114H35ZM256 115V114H255ZM38 116V115H37ZM80 116V115H79ZM216 117V115H214ZM257 116V115H256ZM3 117V116H2ZM39 117L41 116H38L37 118L35 117L33 119L34 120H38ZM57 117V116H56ZM67 117V116H66ZM84 117V116H83ZM130 117V116H129ZM184 119H185V116L183 115ZM188 117V116H187ZM220 116H217V118H214L215 120L218 119ZM48 118V117H47ZM82 118V117H81ZM87 118V117H86ZM208 115H197L196 113L193 114L191 116V120L192 122L196 123L195 126H197V121L200 119V120H204L203 123H200V125L198 124V129L199 131L197 132L198 135L196 137V139L198 138V140L195 141V144H196V148L194 149V152L198 150V148L200 147L199 144L201 142H204V139L203 138H206V134H208L206 132V130L204 129L205 127H207L206 125H208L209 123H205L207 122V119H208ZM260 119V124H261V127L259 126L260 124H258V127L262 128V130L264 129V116H262ZM258 119V120H259ZM36 120V124L35 122H33L35 125H36V129H35V133L37 134L38 132V136L40 137L41 139V144H40V147H38L35 143H34V139L32 140V143L30 141V145L32 146V148L30 147V150L31 151H27L29 150V148L26 146V143L25 144H22V148H20L22 150V152L19 151V153L16 154V152H13V146L12 147L10 145H7L6 143H4V141H6L8 138V136L6 138L3 139V137L0 135V137H2V141L4 144L0 145V155H5V157L8 158L7 155H9V157L11 156H15L18 157V162L19 163H23L25 165L28 166L29 170H27V167L25 170H27L28 172L25 173L24 171L20 172V174L16 173V171H13V172H10V174L7 176L4 175L3 173V177H2V182L0 183L1 184H4L3 186V189H8L10 186H15L16 188V191L14 190V192L17 193V187H19V185H22L21 188H24L27 186V183L26 181L30 180V179H39L41 178L40 176V169L41 168H38L37 167H34L32 168V165L33 164H42V162L45 160L46 162H48L47 160H49L48 158V155L49 154H56L58 156V154L60 155H64V161L65 163L64 164H67L69 163L67 158L69 157L66 152L68 153V151L71 149L69 146H67V149L68 151H64L63 147L65 145L64 141L67 142L68 140V137L66 138L67 140H64L62 143H64L63 147H62V144L60 147H57V146H53L56 147L57 149L56 150H53V146L50 144L52 141L54 142V140H52L50 143H48V141L45 140V135L44 134L46 132L49 133L50 130L54 132H61L65 127H63L65 124H63V119L62 120H55L54 122V127L53 129L50 128L47 124L45 126H41V124L38 123V121ZM53 120V119H52ZM51 120V121H52ZM84 120V119H83ZM182 120V119H181ZM206 120V121H205ZM210 120V119H209ZM50 121V119H49ZM49 121L46 123H49ZM50 121V123H51ZM165 121V122H164ZM172 121V122H173ZM0 122L1 119H0ZM40 122V121H39ZM44 122V121H43ZM169 122V121H168ZM171 122V123H172ZM178 122V121H176ZM210 122V121H209ZM4 123V125H5ZM49 123V125H50ZM53 123V122H52ZM82 123H80L79 125H81ZM211 123V122H210ZM45 124V123H44ZM178 124V123H177ZM214 124V123H213ZM35 125L32 126L33 128H35ZM52 125V124H51ZM186 125V124H185ZM184 125V126H185ZM190 125V124H189ZM1 126V125H0ZM169 126V125H168ZM167 126L168 130H172L171 126L170 128ZM177 126V125H176ZM6 127V126H5ZM5 127L2 126V129H5ZM29 127V128H28ZM69 127V126H68ZM129 127V126H128ZM131 127V126H130ZM183 127V126H182ZM215 127V126H214ZM218 127V126H217ZM70 128V127H69ZM189 128V127H188ZM210 128V126H209ZM259 128V129H260ZM1 129V127H0ZM9 129V130H10ZM26 129V130H27ZM142 129V130H141ZM175 129V128H174ZM173 129V130H174ZM192 129V128H191ZM207 129V128H206ZM10 130V131H11ZM14 130V129H13ZM20 130V131H21ZM31 130V129H30ZM29 130V131H30ZM71 131V136L73 134H75L76 132H72L71 129H69ZM179 130V129H178ZM209 130V129H208ZM3 131V130H2ZM32 131V130H31ZM30 131V132H31ZM64 132H68V131H65L63 130ZM62 131V132H63ZM193 131V130H192ZM6 132V131H5ZM3 132V136H4V133ZM17 132V131H16ZM19 132V131H18ZM26 132V131H25ZM33 132V131H32ZM170 132V131H169ZM175 132V130L173 131ZM179 132H181L179 130ZM209 132V131H208ZM217 132V131H216ZM22 133V132H21ZM20 133V134H21ZM24 133V132H23ZM22 133V134H23ZM34 133V132H33ZM51 133V131H50ZM78 133V132H77ZM76 133V134H77ZM248 133V132H247ZM262 133V131H261ZM264 133V131H263ZM262 133V134H263ZM1 134V133H0ZM8 134V132H7ZM32 134V133H31ZM35 134V135H36ZM55 134V133H54ZM62 134V133H61ZM75 134V135H76ZM173 136H174V133H171ZM250 134V133H248ZM261 134V136H262ZM6 135V133H5ZM12 135V134H11ZM14 135V134H13ZM50 136H52L51 134H48ZM47 135V136H48ZM75 135L73 136L75 138ZM78 135V134H77ZM76 135V136H77ZM82 135V136H83ZM171 135V137H173ZM176 135H177V132H176ZM194 135V134H193ZM17 136V135H16ZM15 136V137H16ZM26 136V135H25ZM24 136V137H25ZM29 136V135H28ZM37 136V139H39ZM48 136L50 139L51 137ZM57 136V135H56ZM66 136V135H65ZM64 136V137H65ZM82 136H79V137H82ZM246 135L245 134H242V136H239V141H238V138H237V147L236 149L238 150L237 152L240 153L241 155H245V154H249V151L253 145V142H254V138L252 136V134H250L248 140L246 141L245 140V137ZM260 136V135H259ZM19 137V136H18ZM17 137V138H18ZM54 136H52L53 138ZM72 137V138H73ZM90 137V138H89ZM178 137V136H177ZM217 137V134L214 133L212 136H210V139H211V142H209L207 144V148L203 154H201L197 160L195 162H193V164L191 165L193 167V165L197 164L198 168V178L197 179L198 181L200 179H202V175L204 173V170L205 167L207 166V163L209 164L210 162L206 159L207 157H211L213 155H215L217 152H218V145H217V142L219 141V139L216 138ZM12 138V137H10ZM9 138V139H10ZM16 138V139H17ZM36 138V137H35ZM44 138V140H43ZM47 138V137H46ZM73 138V139H74ZM6 139V140H5ZM15 138L13 139H10L11 140H14ZM64 139V138H62ZM82 139V138H80ZM174 139V138H173ZM177 139V138H176ZM209 139V140H210ZM247 139V137H246ZM18 140V139H17ZM21 140V139H20ZM25 140V139H24ZM27 140V138H26ZM58 140V139H57ZM72 140V139H71ZM79 139H77L76 141L78 142ZM203 140V141H202ZM208 140V141H209ZM262 140V139H261ZM261 140L259 141V143L261 142ZM1 141V140H0ZM9 141V140H7ZM9 141V142H10ZM15 141V140H14ZM29 141V140H28ZM50 141V140H49ZM173 141V140H172ZM264 141V140H262ZM23 142V140L21 141ZM26 142V141H25ZM37 142V141H36ZM52 142V143H53ZM55 142L56 139H55ZM54 142V144H55ZM71 142V141H70ZM258 142V141H257ZM2 143V142H0ZM13 143V141H12ZM20 143V142H19ZM40 143V141H39ZM69 143V142H67ZM175 143V142H174ZM241 143H246L245 146H241L240 144ZM258 143V144H259ZM263 143V142H262ZM15 144V142H14ZM49 144L52 146H49ZM72 144V143H71ZM86 144H88L89 147L86 146ZM220 144V143H219ZM28 145V144H27ZM172 145V144H171ZM201 145V144H200ZM240 145V146H238ZM257 144H255L256 146ZM199 146V147H198ZM202 146V145H201ZM258 146V145H257ZM260 146V145H259ZM19 147V146H18ZM84 149V147L86 148H94L95 150L91 149V151H97L96 152V155L93 156L95 153L92 152V156H88L84 155V153L82 154H79L77 151L78 148H80V151L81 149ZM203 147V146H202ZM220 147V146H219ZM239 147V148H238ZM66 149V146L64 147ZM84 149L87 151V149ZM193 147H191V150H192ZM221 148V147H220ZM258 148V147H257ZM18 149V148H17ZM66 149V150H67ZM89 149V150H90ZM235 149V150H236ZM76 150V152H75ZM84 150L82 152H84ZM170 150H173V149H170ZM258 150V149H257ZM260 150V149H259ZM47 151L49 152H52V153H47ZM79 151V152H80ZM168 151V150H167ZM209 151V152H208ZM264 151V150H262ZM71 152V151H70ZM88 152V151H87ZM207 152V153H206ZM15 153V154H14ZM32 153H33V158H35V161L34 159L32 158ZM90 153V152H89ZM98 153V154H97ZM179 153V152H178ZM192 153V152H191ZM190 153V154H191ZM48 154V155H47ZM53 154V155H54ZM88 154V153H87ZM165 154V153H164ZM168 154H170L168 152ZM11 155V156H10ZM163 155V156H162ZM181 155V154H180ZM193 155V154H191ZM194 155H196L194 153ZM217 155V154H216ZM215 155V156H216ZM257 158L259 160L260 158V155L257 154ZM264 155V153H263ZM57 156H55L54 159H56V163L59 164V162H61L59 160L60 156L57 158ZM15 157V159L17 160V158ZM50 157H53V156H50ZM166 157V156H165ZM188 157V156H187ZM190 157V156H189ZM244 157V156H243ZM33 161H32V159ZM63 158V157H62ZM169 158V157H168ZM241 158V157H240ZM0 159H1V156H0ZM4 159V158H3ZM2 159V160H3ZM10 160V158H8ZM7 159V160H8ZM14 159V158H13ZM14 159V160H15ZM47 159V160H46ZM53 159V158H52ZM57 159H58V162H57ZM61 159V158H60ZM120 159V160H121ZM166 159V158H165ZM170 159V158H169ZM173 159V158H172ZM193 159V158H191ZM212 159V158H211ZM5 160V161H7ZM8 160V161H9ZM14 160H11V161H14ZM62 160V159H61ZM116 160V159H115ZM114 160V161H115ZM118 160V161H120ZM214 160V159H213ZM4 161V160H3ZM2 161V162H3ZM4 161V162H5ZM21 161V162H20ZM44 161V163H45ZM117 161V162H118ZM244 161V160H243ZM242 161V162H243ZM1 162V161H0ZM16 162V161H15ZM51 162V161H49ZM53 162V161H52ZM67 162V163H66ZM174 162V161H173ZM190 162V161H189ZM258 162V161H257ZM10 164V162H5V166H7L8 164ZM114 163V162H113ZM113 163L111 165H113ZM116 163V162H115ZM119 163V162H118ZM167 163V162H166ZM188 163V162H187ZM186 163V165H187ZM192 163V161H191ZM22 164V165H23ZM62 164V163H60ZM108 164V163H107ZM117 164V163H116ZM163 164V163H162ZM17 165V164H15ZM45 165V164H44ZM105 165V164H103ZM115 165V164H114ZM165 165V164H164ZM184 165V163H183ZM264 165V164H263ZM3 166V165H2ZM12 166V165H11ZM10 166V167H11ZM18 166V165H17ZM50 165L47 166V164L45 165V169H51V167H49ZM56 166V165H54ZM59 166V165H58ZM64 166V165H63ZM106 166V165H105ZM110 166V165H109ZM161 166V165H160ZM169 166V165H168ZM167 166V167H168ZM185 166V165H184ZM256 166V165H255ZM259 166H262V165H259ZM4 167V166H3ZM44 167V166H43ZM47 167V168H46ZM49 167V168H48ZM61 165L58 167L60 169ZM101 167V166H100ZM106 167V168H107ZM182 167V166H181ZM213 166L211 165V168ZM9 168V166H8ZM14 168V166H13ZM16 168V167H15ZM19 168V166H18ZM37 171H35V169ZM54 168V167H53ZM65 168V166H64ZM91 168V167H90ZM103 168V167H102ZM163 168V166H162ZM208 168V167H207ZM257 168V167H256ZM259 168V167H258ZM260 168H263V167H260ZM3 169V168H2ZM1 169V171H2ZM10 169V168H9ZM20 169V168H19ZM24 169V168H23ZM34 169V170H33ZM57 166L55 167L54 171L56 172L57 170ZM92 170H95L94 168H91ZM182 169V168H180ZM264 169V168H263ZM7 170V169H6ZM16 170V169H15ZM22 170V169H21ZM19 170V171H21ZM63 170V167L62 169L58 172L62 174V171ZM65 170V169H64ZM90 170L89 168L87 169V171ZM103 170V169H102ZM166 170V169H164ZM176 170V169H175ZM179 170V169H178ZM211 170V169H209ZM213 170V169H212ZM256 170V169H255ZM0 171V172H1ZM43 171V170H41ZM53 171V170H52ZM50 171V172H52ZM53 171V172H54ZM107 171V169L105 170ZM262 171V170H261ZM264 171V170H263ZM6 172V171H5ZM18 172V171H17ZM54 172V173H55ZM57 172V173H58ZM99 171H97L96 174H99L101 173V171L98 173ZM179 172V171H178ZM196 172V171H195ZM194 172V173H195ZM219 172V175L222 177L223 176V171L219 168L218 170ZM45 174V172H42V174ZM53 173V174H54ZM90 172H87L85 173V175L87 174V177H88V174ZM105 173V172H104ZM166 173V172H165ZM177 173V172H176ZM175 173V174H176ZM212 173V172H211ZM1 174V173H0ZM23 174V175H21ZM43 174V176H44ZM48 174V173H46ZM45 174V175H46ZM53 174L50 176L49 180H48V175L43 178V179H47L45 180L46 182L50 181V180H53V182H56L54 181L55 179L57 178H52V177H55L53 176ZM95 174V173H94ZM197 174V173H196ZM208 174V173H207ZM264 175V172L261 173ZM2 175V174H1ZM55 175V174H54ZM60 175V174H59ZM84 175V174H83ZM90 175V174H89ZM101 175V174H100ZM102 175H105V174H102ZM206 175V174H205ZM42 176V177H43ZM96 176V175H95ZM98 176V175H97ZM1 177V176H0ZM94 177V176H92ZM80 178V177H79ZM83 178V176H82ZM91 178V177H90ZM90 178L88 180H90ZM99 178V177H98ZM205 178V177H204ZM211 178V177H210ZM257 178V177H256ZM60 180L62 179L61 177L59 178ZM65 179V180H66ZM75 179V178H74ZM78 179V178H77ZM97 180V178H95ZM206 179V178H205ZM204 179V180H205ZM260 179V178H259ZM258 179V180H259ZM38 180V183H40ZM58 180V179H57ZM82 180V179H81ZM80 180V181H81ZM92 180V179H91ZM99 180V179H98ZM105 180V179H104ZM103 180V181H104ZM194 180V179H193ZM203 180V179H202ZM212 180V179H211ZM262 180H264V176L262 178ZM31 181V180H30ZM28 181V182H30ZM33 181V180H32ZM42 181V180H41ZM44 181V180H43ZM59 181V180H58ZM68 181V180H67ZM73 181V180H72ZM77 181V180H76ZM75 181V183H76ZM99 181H102L99 180ZM185 181V180H184ZM187 181V180H186ZM214 181V180H213ZM23 182V184L25 183L26 186H23V184H21ZM36 182V180H35ZM35 182L33 181L32 184L34 185V188L33 190L34 191H31L30 188L29 190L31 191V193L33 195H35L33 192H35V190L39 189V190H44V186H43V183L42 182V186L43 188L41 189L39 185V187L35 186ZM47 182V183H48ZM63 182V181H62ZM95 182V181H94ZM97 182V181H96ZM201 182V180H200ZM205 183V181H203ZM202 182V183H203ZM261 182V181H259ZM37 183V182H36ZM57 183V182H56ZM55 183V184H56ZM68 183V182H67ZM66 183V184H67ZM78 183V182H77ZM180 183V182H179ZM191 183V182H190ZM194 183V182H193ZM199 183V182H198ZM24 184V185H25ZM30 183H28L29 185ZM32 184L30 186H32ZM41 184V183H40ZM63 184V183H62ZM71 184V183H70ZM74 184V182H73ZM71 185L74 187V185ZM93 184V182H92ZM107 184V183H106ZM105 184V185H106ZM111 184H108L111 186ZM209 184V182H208ZM212 184V183H211ZM210 184V185H211ZM57 185V184H56ZM60 185V184H59ZM102 185V184H101ZM195 185V184H194ZM200 187L203 186L201 183H199ZM198 185V186H199ZM205 185V184H204ZM207 185V183H206ZM205 185V187H206ZM215 185V184H213ZM1 186V187H2ZM58 186V185H57ZM57 186L55 188H57ZM65 183H64V185ZM76 186V185H75ZM197 186V187H198ZM9 188V189H12V188ZM61 187V186H60ZM100 187V186H99ZM108 187V186H107ZM194 188V186H192ZM20 188V187H19ZM20 188V189H21ZM62 188V187H61ZM70 188V186H69ZM72 188V187H71ZM76 188V187H74ZM98 188V187H97ZM95 188V189H97ZM181 188V187H180ZM203 188V187H202ZM217 188V186H216ZM224 188V187H223ZM8 189V191H9ZM27 189V188H26ZM99 189V188H98ZM97 189V190H98ZM179 189V188H178ZM192 189V188H191ZM206 189V188H205ZM241 189V188H240ZM13 190V189H12ZM25 190V189H24ZM28 190V192L30 193V191ZM47 190V188H46ZM64 191V189H62ZM75 190V189H74ZM73 190V191H74ZM181 190V189H180ZM239 190V189H238ZM6 191V190H5ZM4 191V192H5ZM11 191V190H10ZM22 191V190H20ZM19 191V193H20ZM55 191V189H54ZM70 191H72V189H69V191L67 190V192L69 193ZM206 191V190H205ZM2 192V191H1ZM40 192V191H39ZM45 192V190H44ZM48 192V191H47ZM46 192V193H47ZM50 192V191H49ZM55 192L58 193V191L56 190ZM66 192V191H65ZM177 187H175V190H174V193H173V197L171 199H168L167 201H164L161 205V207L158 209L157 211V215L155 214V218L148 224L146 225L144 228H142L141 230H139L137 232V234L133 237L132 240H130L122 249L120 252H116L115 250H111V254L105 258L103 261L101 260V263L100 264H220L221 262V258L224 257L223 256V252H224V249H219L221 248V246L218 248V244H219V241H218V236L215 237L213 236V234L211 233L210 231V226L208 225V223H210V221H213L211 220V212H214L213 211V208H209L208 206V202L209 200L207 199L206 201V197H205V194L206 192H204V190H202L201 188H194V191H193V200L194 202L196 201H199L198 199H201L203 202H207L206 205H201V204H204V203H199L197 205V207H201L203 210H198L197 212H194L196 210L195 207L193 206H196V205H193L192 207L195 208V210L192 208L191 211L193 214L189 213V211L187 210V206L185 205V198L184 200L181 198L180 201L178 202L179 205L177 204V200H176V197H178L177 195ZM218 201L221 205V215L223 216V218L225 219V221L223 222V230H224V240L227 242L229 239H230V236L232 235V231L230 230V227L228 225L229 221H230V206H229V203L226 201L223 193H222V190L221 189H218ZM10 193V192H9ZM13 193V191L11 192ZM27 193V191H26ZM38 193V192H37ZM36 193V194H37ZM42 193V192H40ZM39 193V194H40ZM57 193H54L56 195V197L58 199L61 200V202H59L60 204L63 203V201L65 202V200H69V199H62L61 196H58ZM63 193V192H62ZM71 193V192H70ZM73 193V192H72ZM180 193V192H179ZM209 193H212V192H209ZM238 193V192H237ZM3 194V193H2ZM0 194V197L2 196H5V193L4 195ZM6 194H7V191H6ZM28 194V193H27ZM26 194V196H27ZM31 194V195H32ZM43 194V193H42ZM67 194V193H66ZM188 194V193H187ZM189 194H190V191H189ZM188 194V195H189ZM213 194V193H212ZM2 195V196H1ZM17 195V194H16ZM19 195V194H18ZM23 195L22 197H24V193H20V196ZM44 195V194H43ZM53 195V194H52ZM62 195V194H61ZM65 195V193L63 194V196ZM68 195V194H67ZM71 196V194H69ZM111 195V194H110ZM209 195V194H208ZM211 195V194H210ZM209 195V196H210ZM8 196V194H7ZM11 196H13L11 194ZM10 196V197H11ZM19 196V197H20ZM48 196V195H47ZM69 196V197H70ZM74 196V195H73ZM112 196V195H111ZM168 196V195H167ZM236 198L235 199L237 202H236V207H237V210H238V213H237V218L239 217V215H248V219H253V216H255L254 214L256 213L262 224H263V233H264V195H262L260 192L258 193V195L256 196V198L254 199V203H253V206L250 202H248V204H244V202L241 201L240 199V195L236 194ZM251 196V195H250ZM249 196V197H250ZM9 197V196H8ZM15 197V196H13ZM18 198V196H16ZM15 197V199H16ZM29 195H28V199H29ZM42 197V196H41ZM40 197V198H41ZM45 197V196H44ZM42 197V198H44ZM53 197V196H52ZM51 195H50V199L52 198ZM56 197H53L54 199H56ZM61 197V198H60ZM65 197V196H64ZM69 197H65V198H69ZM113 197V196H112ZM184 197V196H183ZM191 197V195L189 196ZM189 197H186L187 199ZM255 197V196H254ZM27 198V197H26ZM25 198V199H26ZM38 198V199H40ZM75 197H73L74 199ZM208 198V197H207ZM4 198H2L3 200ZM6 199V198H5ZM8 199V198H7ZM37 199V197H36ZM35 199V203H38L40 202V200L37 202V200ZM45 199V198H44ZM54 199L53 200H49L50 201V205L51 206V202L53 201L54 202ZM57 199V200H58ZM72 199V198H71ZM115 199V198H114ZM251 199V198H250ZM12 200V199H11ZM56 200V201H57ZM211 200V199H210ZM4 201V200H3ZM16 201V200H14ZM13 201V202H14ZM28 201V200H27ZM44 201V200H43ZM47 202L48 199L46 200ZM72 201V200H71ZM70 201V202H71ZM76 201V200H75ZM74 201V202H75ZM189 201V199H188ZM251 201V200H250ZM9 202V201H8ZM17 202H20V201H17ZM17 202H14V210L16 209V211L13 210V203H12V210L14 212H17L16 214V219L14 218H11V213L8 214L7 211L5 210H2V207L4 206V208L6 207L7 208V204L6 206L5 205H2L1 207V204H0V219H2L3 223L4 221L7 222V225H9L10 227L14 228V227H19L18 229L22 228L26 223V221L28 222H32L34 224L35 221H37L38 217H36L34 215V213H36L34 210V213L32 214L33 217L30 218L31 216L29 215V212L28 214H24L23 211H21L22 209V206H25L24 204H21L19 203V205H17L16 203ZM25 202V201H23ZM46 202V203H47ZM58 202H56L55 204L57 205ZM70 202H66L67 204ZM73 202V201H72ZM117 202V201H116ZM195 202V203H196ZM215 202V201H214ZM0 203H3L1 202L0 200ZM7 203V202H6ZM28 203V202H26ZM42 203V201L40 202ZM194 203V204H195ZM4 204V203H3ZM10 206H11V203L9 202ZM43 204V203H42ZM41 204V205H42ZM45 204V202H44ZM65 204V203H63ZM211 204V203H210ZM213 204V203H212ZM72 206L75 205L74 204H71ZM70 205V207H71ZM191 205V204H190ZM54 206V207H53ZM51 206V208H59L60 206H56L53 205ZM62 206V205H61ZM65 206V205H64ZM159 206V205H158ZM171 206V207H170ZM27 207V206H25ZM38 207V206H37ZM36 207V208H37ZM41 206H39L40 208ZM67 206L64 207V210ZM69 207V206H68ZM67 207V208H68ZM69 207V208H70ZM75 207V206H74ZM179 207V208H177ZM213 207V206H212ZM35 208V207H34ZM35 208V209H36ZM38 208V209H39ZM45 208V207H44ZM43 207L41 209H44ZM56 208V209H57ZM68 208V209H69ZM190 208V207H188ZM255 208V210H254ZM33 210V208H31ZM30 209V210H31ZM48 210L50 208H47ZM62 209V208H61ZM71 209V208H70ZM179 209V211H177ZM10 210V209H8ZM23 210H26V208H24ZM29 210V207L28 209ZM46 210V208L44 209ZM47 210V211H48ZM63 210V209H62ZM59 211V215L62 216L63 212L65 211ZM67 210V209H66ZM71 210H74V209H71ZM194 210V211H193ZM46 211V212H47ZM53 211V210H52ZM57 211V210H56ZM68 211V210H67ZM169 211H173L174 212V220L177 222L179 221L180 222V226L184 225L186 227H188V229L190 230V235H189V238L186 239L184 236L182 235H179V233L177 234L176 236V241L175 243H172L170 241V239L168 238L167 236V233L165 231V228H164V222H166V219L168 217V212ZM11 212V211H10ZM33 211H31L32 213ZM39 212V211H38ZM37 212V213H38ZM40 212H43V210H40ZM45 212V211H44ZM43 212V213H44ZM76 212V211H75ZM13 213V212H12ZM27 213V212H25ZM42 213V214H43ZM68 213V212H67ZM40 215V217L42 216V214L38 213ZM45 215L47 213H44ZM53 214L55 216V212L53 211ZM57 214V215H58ZM66 214V213H65ZM64 214V215H65ZM73 214V213H72ZM75 214V213H74ZM232 214V213H231ZM11 215V216H10ZM38 215V216H39ZM44 215V217H45ZM51 214H49L50 216ZM64 215L62 216L64 218ZM67 215V214H66ZM216 215V214H215ZM59 216V217H60ZM69 217V215H67ZM170 216V215H169ZM43 217V216H42ZM56 217V216H55ZM58 217V216H57ZM58 217V218H59ZM85 217V216H84ZM243 217V216H242ZM246 217V216H245ZM66 218V217H65ZM46 219V218H45ZM48 219V218H47ZM56 219V218H55ZM67 219V218H66ZM227 219V220H226ZM240 219V218H239ZM42 220V218H41ZM51 220V221H50ZM48 219V224H54V222H56V220L54 221V218L53 219ZM62 220V219H60ZM59 219L57 221H60ZM242 220V219H241ZM241 220H238V229H239V233H238V237H237V245L238 247L242 250V252H244L247 256L249 257H252L251 254L249 252H247V246L250 245V241H257L259 242V231L254 228V227H251V230L249 228V226L247 224H245L243 221ZM40 221V219L38 220ZM44 221V220H43ZM54 221V222H52ZM174 221V222H175ZM46 222V221H45ZM44 222V223H45ZM64 222H65V219H64ZM63 222V223H64ZM67 222V221H66ZM1 223V222H0ZM2 223V224H3ZM38 223V222H37ZM57 223V222H56ZM62 223V222H61ZM5 224V223H4ZM39 224V223H38ZM37 224V226H39ZM41 224L42 221H41ZM40 224V225H41ZM58 224V223H57ZM76 225H73V226H77ZM179 224V223H178ZM182 224V225H181ZM214 224V223H213ZM6 225V224H5ZM7 225L5 227H7ZM31 225V224H30ZM29 225V226H30ZM55 225V224H54ZM53 225V226H54ZM60 225V224H59ZM66 225V224H65ZM222 225V224H221ZM33 226V225H32ZM43 226V229H46L47 225L45 224L46 227H44V224L42 225ZM50 226V225H49ZM28 227V226H27ZM25 226V229L27 228ZM36 227V225H35ZM51 227V226H50ZM61 227V226H59ZM62 227H63V224H62ZM74 227V228H75ZM80 227V226H79ZM3 231L4 227H1ZM11 228V230H12ZM33 228V227H31ZM31 228H27L26 231L28 232V229H31ZM39 228V227H38ZM37 228V230H39ZM67 228V227H66ZM73 228V229H74ZM77 229H79L78 227H76ZM75 228V230H77ZM183 228V227H182ZM6 229V228H5ZM4 229V230H5ZM7 229H10V228H7ZM16 229V228H15ZM13 229V230H15ZM41 229V227H40ZM53 229V228H52ZM56 229H59L58 227ZM63 229V228H62ZM71 229V228H69ZM177 229V228H176ZM179 229V228H178ZM186 229V228H185ZM215 229V228H214ZM12 230V231H13ZM22 230L24 231V228H22ZM36 230V229H35ZM42 230V229H41ZM49 230H51V228H49ZM49 230L47 231H43L44 234H45V244L47 249L49 250H52L54 253L56 254H59V256L57 258H55V262L57 261H60V262H64L67 260V258H65V254L62 255L63 253V246H61V243H59V241H62L63 239L60 238L59 236H56L57 238L59 237V239H62V240H59V239H53L50 238L51 236L50 233H49ZM81 230V229H80ZM79 230V231H80ZM181 230V229H180ZM222 230V229H221ZM0 231V233H1ZM10 231V230H9ZM24 231V233L26 232ZM32 231V229H31ZM52 232H54L53 230H51ZM59 231V230H57ZM56 231V232H57ZM69 231V230H68ZM178 231V230H177ZM8 232V231H7ZM7 232L5 231L4 234ZM38 231H33V233H35ZM51 234L53 235L54 233ZM86 232V231H84ZM181 232V231H180ZM214 232V230H213ZM217 232V231H215ZM247 232H249V235L247 234ZM21 233V232H20ZM70 233V232H69ZM68 233V234H69ZM72 233V232H71ZM70 233V234H71ZM77 234V231L75 232ZM81 233V234H80ZM187 233V232H186ZM189 233V231H188ZM187 233V235H188ZM221 233V231H220ZM3 234V235H4ZM5 234V235H6ZM75 234V235H76ZM212 234V235H211ZM1 235V234H0ZM30 235V234H29ZM39 235V234H37ZM41 235V236H42ZM64 235V234H63ZM87 235V236H88ZM216 235V234H215ZM219 235V234H217ZM234 235V234H233ZM33 236H35V234H33ZM42 236V237H43ZM67 236V235H66ZM70 236V237H69ZM74 236V234H73ZM236 236V235H235ZM1 239H2V235L0 236ZM11 237V236H10ZM32 237V236H30ZM37 238H39L38 236H36ZM35 237V238H36ZM41 237V238H42ZM43 237V238H44ZM68 239L70 240L71 239V235H68ZM221 237V236H220ZM8 238V236H7ZM6 238V239H7ZM64 238H67V237H64ZM0 239V241H1ZM5 239V237L3 238ZM12 239V237H11ZM11 239H8V241L6 240L4 244H6V250H9V251H13L17 248L18 245H15L14 242L12 243ZM67 239V240H68ZM222 239V238H221ZM232 239H233V236H232ZM10 240V241H9ZM33 240V239H32ZM68 240V241H69ZM37 241V240H36ZM2 242V241H1ZM38 242V241H37ZM41 241L38 242V244L40 243ZM62 242H65L62 241ZM67 242V241H66ZM231 242V241H229ZM16 243V242H15ZM34 243V242H33ZM68 245L70 244L69 242H67ZM66 243V244H67ZM2 244V243H0ZM64 244V243H62ZM41 245V244H40ZM39 245V246H40ZM3 247L5 245H2ZM19 246H20V243H19ZM24 246V245H23ZM27 246V245H25ZM24 246V248H25ZM39 246H36V247H39ZM65 246V245H64ZM28 247V246H27ZM67 247V246H66ZM69 247V246H68ZM101 248V247H100ZM100 248L98 250H100ZM103 248V247H102ZM25 250L22 248V245L19 247L18 250ZM29 249V247H28ZM220 251H219V250ZM226 249V247H225ZM2 250V249H1ZM17 250V249H16ZM21 250V251H22ZM27 250V249H26ZM37 250V249H36ZM40 250H42V247L40 246ZM7 251V253L9 252ZM30 251V249H29ZM44 251V250H43ZM66 251V250H65ZM3 252V251H1ZM0 252V253H1ZM15 252V251H14ZM28 252V251H26ZM32 252V251H31ZM38 252V251H37ZM51 252V251H50ZM95 252V251H94ZM97 252V251H96ZM6 253V251H5ZM4 253V254H5ZM12 253V252H11ZM18 253V252H15V254ZM49 253V252H48ZM69 253L68 251L66 252V254ZM3 255V253H1ZM19 254H20V251H19ZM22 254V252H21ZM37 254V253H36ZM6 255V254H5ZM10 256V253L7 254ZM17 255V254H16ZM15 255V256H16ZM25 255V253H24ZM42 255V254H40ZM53 255V254H52ZM4 256V255H3ZM2 256V257H3ZM20 256V255H19ZM43 256V255H42ZM45 256V255H44ZM48 256V255H47ZM57 256V255H55ZM69 256V255H68ZM14 257V256H13ZM11 257V258H13ZM34 257V256H33ZM16 258V257H15ZM18 258V257H17ZM30 258V257H29ZM38 258V257H37ZM52 258V257H51ZM81 258V257H80ZM84 258V257H83ZM87 258V257H86ZM2 259H6V257L4 256V258ZM9 259V258H8ZM261 259V258H260ZM21 260V259H20ZM41 260V258H40ZM30 261V260H29ZM37 261V260H36ZM69 262V261H68ZM67 262V263H68ZM100 262V261H99ZM24 263V262H23ZM33 263V262H32ZM99 264V263H98ZM245 264V263H244ZM250 264V263H249ZM260 264V262H259Z\"/></svg>", "mask_w": 264, "mask_h": 264}, {"label": "trees", "instance_id": "trees-1", "mask_svg": "<svg viewBox=\"0 0 264 264\" xmlns=\"http://www.w3.org/2000/svg\"><path fill=\"white\" fill-rule=\"evenodd\" d=\"M175 183V182H174ZM173 187V186H172ZM172 187H171V189H172ZM170 189V190H171ZM166 199V198H165ZM165 199L162 201V202H164L165 201ZM161 204V203H160ZM160 204H158L159 206H160ZM156 206V208H155V210L154 211H156V210H158V208H159V206ZM154 219V213L150 216V218L147 220V222L146 223H144L142 226H140L139 228H137L136 229V231H134V233L133 234H136L137 232H138V230H140V229H142V228H144L146 225H148L152 220Z\"/></svg>", "mask_w": 264, "mask_h": 264}]
</instances>
